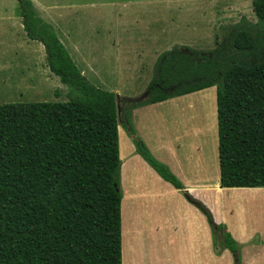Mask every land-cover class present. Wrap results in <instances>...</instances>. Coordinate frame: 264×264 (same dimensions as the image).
<instances>
[{
  "label": "trees",
  "instance_id": "obj_1",
  "mask_svg": "<svg viewBox=\"0 0 264 264\" xmlns=\"http://www.w3.org/2000/svg\"><path fill=\"white\" fill-rule=\"evenodd\" d=\"M17 2L26 37L43 45L49 71L68 91L65 102L0 105V264H120L118 125L161 178L183 189L137 136L131 112L138 106L215 86L221 187L264 188V0L251 2L255 22L242 18L223 28L213 50L180 46L162 53L146 99L138 103L92 85L31 0ZM94 121L103 122L105 140L95 151L97 143L82 147L75 136L80 125L92 128ZM85 171L95 186L76 197ZM97 172L107 174L106 184ZM188 199L207 218L214 253L228 250L233 264H241L240 246L225 226Z\"/></svg>",
  "mask_w": 264,
  "mask_h": 264
},
{
  "label": "crops",
  "instance_id": "obj_2",
  "mask_svg": "<svg viewBox=\"0 0 264 264\" xmlns=\"http://www.w3.org/2000/svg\"><path fill=\"white\" fill-rule=\"evenodd\" d=\"M244 1H240V7L245 4ZM31 2L39 17L55 28L59 41L66 47L82 76L89 82L94 81L90 83L97 88H100L107 61L114 57L115 61L120 62L141 61L142 53L134 50V47L137 44L146 46L147 42L154 46L160 44L155 35L157 28L154 25L157 23L163 22L159 25L158 36L166 35L168 29L166 24L169 18L163 12L165 8L135 9L130 22L119 25L120 19L115 26L106 27L116 30L113 43L109 41L107 44L116 46L114 56L106 49H100L102 46L108 47L102 43L103 39L80 38L82 33L78 10L81 5L71 2L66 8L48 6L42 7L43 11L40 12L36 0ZM152 2L155 1H148L145 7L148 8ZM96 4L101 5L100 8L120 7L116 2L90 5ZM125 5L121 8L125 9ZM239 8L225 4L221 9L217 7L209 10L206 16L209 27L213 23L210 16L228 24L233 15L239 14L236 13L240 11ZM62 9H67L66 19H63ZM139 9L144 14H140ZM56 10V13H51ZM7 18L6 21H12L23 29L19 15L14 13ZM60 20L68 24L66 38L60 33L64 29L59 24ZM139 23L142 24L140 27ZM213 30L217 28L212 27L209 31ZM141 33L143 36L139 39L133 38L135 34L139 36ZM23 36L26 37L24 33ZM31 43L35 44V41ZM32 48L40 57L44 47L35 44ZM161 52L157 50L152 56L156 58ZM127 68L132 71L135 67L128 65ZM136 69L139 71V67ZM116 87L111 91L118 98L135 103L142 101L138 96H121L119 87ZM131 122L152 157L168 168L183 189H177L161 178L136 153L126 131L118 125L120 264H233V257L228 250L220 255L214 253L212 231L207 218L188 197L204 205L211 212L215 223L225 226L240 246L241 264H264V188L221 187L216 87L138 106L131 112Z\"/></svg>",
  "mask_w": 264,
  "mask_h": 264
},
{
  "label": "rangeland",
  "instance_id": "obj_3",
  "mask_svg": "<svg viewBox=\"0 0 264 264\" xmlns=\"http://www.w3.org/2000/svg\"><path fill=\"white\" fill-rule=\"evenodd\" d=\"M151 0H36L38 9L43 11L42 7L56 6L57 8H66L71 2L77 3L82 7L78 10L80 13V38L94 37L103 39V44L107 45L109 41L113 43V38L116 35L115 29H107V26H115L116 22L121 19L119 25L123 22H130L131 16L135 15L132 11L138 8L152 10L164 9V14L169 18L167 22L166 35L158 36L157 34L159 25H162V21L154 25L156 29L155 35L160 41V44L154 46L150 45L151 42H147L148 45L141 46L137 44L134 50H138L141 55V61L138 62H120L115 61V57L111 61H107L106 71L102 75L100 80V88L102 90L112 92L119 87V94L121 96H138L141 100L146 99L145 89L149 85L152 76L153 68L164 52L169 51L173 47L185 46L201 52H209L213 50L216 45L224 37V29L228 27H235L238 25L242 18H245L247 22H255V17L252 13L250 0H246L239 6L242 0H154L148 8L146 3ZM102 2H116L120 4L119 8H112L111 6H103L100 8L99 4L90 5L91 3ZM125 5V9L121 6ZM136 4H142L138 6ZM234 5L240 7V11L237 16L233 15L228 24H223L225 21H219L214 16H210L213 21L212 26L209 27L206 16L208 11L222 5ZM140 10V9H139ZM52 11L51 13H56ZM64 13L63 19H66L67 9H62ZM140 14H144L143 10L139 11ZM19 15V5L17 0H0V105L14 104V103H40V102H65L67 101L68 88L63 85L59 78L49 71L46 64V54L43 49L41 56L39 57L34 53L32 45L41 43L36 42L32 44L23 33L24 30L20 26H16L12 21H6L13 16V14ZM107 14V15H106ZM4 20V21H3ZM59 21L60 26L64 29L60 30V33L66 38V29L68 30V24L66 22ZM22 23V19H21ZM142 24L139 23V27ZM23 26V25H22ZM217 28V30L209 31L210 28ZM55 30V28H54ZM55 33L59 39V36L55 30ZM110 34V35H109ZM146 34V33H145ZM26 35V34H25ZM141 35H134V39L137 40ZM146 36H148L146 34ZM150 39V38H149ZM29 42H28V41ZM60 40V39H59ZM61 41V40H60ZM143 42L142 44H144ZM150 45V46H149ZM64 46V44H63ZM108 46V45H107ZM65 47V46H64ZM116 46H102L100 49L107 50L115 56ZM66 48V47H65ZM39 49V48H38ZM114 50V51H113ZM159 50L156 58L152 55ZM113 52V53H112ZM135 67L134 70L129 71L127 66ZM139 67V71L136 69ZM127 77L133 78L131 80ZM136 78V79H134ZM92 84L94 81H90ZM58 91L60 97L57 98L54 92ZM141 92V93H140ZM118 96L117 94H115ZM137 98V97H136ZM97 125L92 128L89 127V123H83L79 129H76V138L79 144L86 145L91 143H97V146H92L95 151V147H101L104 143V131L102 128L103 122L94 121L90 124ZM99 124V125H98ZM91 130V133H88ZM85 135V136H84ZM85 147V146H84ZM80 148V147H79ZM85 152V149L81 150ZM93 151V152H94ZM88 151V155L90 154ZM105 163L109 161V155L106 156ZM87 162V161H86ZM85 162V163H86ZM88 164V162H87ZM87 164L85 165L87 169ZM107 173V168L105 170ZM107 174H103L99 177V173L96 174V179L99 183L102 181L106 184ZM91 176V175H90ZM89 172H84V175L79 176V182L76 184L75 193L76 197L87 196L90 191L89 185H94L91 181H88ZM74 184V185H75ZM95 186V185H94ZM98 191H103L100 186Z\"/></svg>",
  "mask_w": 264,
  "mask_h": 264
}]
</instances>
